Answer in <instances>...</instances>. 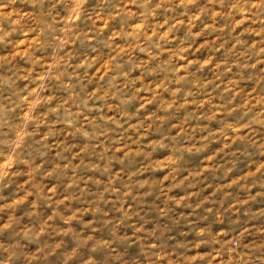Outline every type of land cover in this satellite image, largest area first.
Returning a JSON list of instances; mask_svg holds the SVG:
<instances>
[{
	"label": "rangeland",
	"instance_id": "obj_1",
	"mask_svg": "<svg viewBox=\"0 0 264 264\" xmlns=\"http://www.w3.org/2000/svg\"><path fill=\"white\" fill-rule=\"evenodd\" d=\"M0 264H264V0H0Z\"/></svg>",
	"mask_w": 264,
	"mask_h": 264
},
{
	"label": "bare ground",
	"instance_id": "obj_2",
	"mask_svg": "<svg viewBox=\"0 0 264 264\" xmlns=\"http://www.w3.org/2000/svg\"><path fill=\"white\" fill-rule=\"evenodd\" d=\"M220 245V244H219ZM208 247V246H207Z\"/></svg>",
	"mask_w": 264,
	"mask_h": 264
}]
</instances>
